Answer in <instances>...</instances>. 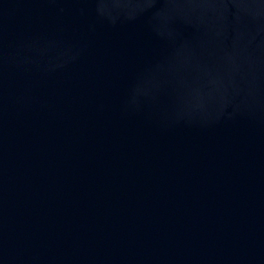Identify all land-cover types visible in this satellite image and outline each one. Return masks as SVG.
Returning <instances> with one entry per match:
<instances>
[{"label": "water", "instance_id": "1", "mask_svg": "<svg viewBox=\"0 0 264 264\" xmlns=\"http://www.w3.org/2000/svg\"><path fill=\"white\" fill-rule=\"evenodd\" d=\"M0 264H264V0H0Z\"/></svg>", "mask_w": 264, "mask_h": 264}]
</instances>
